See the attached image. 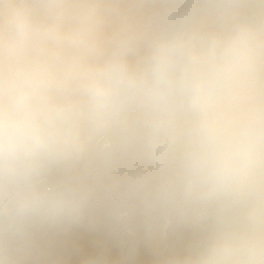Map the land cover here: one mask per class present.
I'll use <instances>...</instances> for the list:
<instances>
[{
	"label": "built area",
	"instance_id": "2783aa9c",
	"mask_svg": "<svg viewBox=\"0 0 264 264\" xmlns=\"http://www.w3.org/2000/svg\"><path fill=\"white\" fill-rule=\"evenodd\" d=\"M17 1L0 25V114L27 113L37 136L22 150L0 143V204L31 191L0 213V264H102L106 216L142 207L164 183L149 202L164 204L167 240L145 241L132 264H264V51L246 65L264 36L249 32L222 67L251 0H194L182 19L161 14L186 0ZM104 11L106 33L68 38L64 20L97 26ZM23 56L35 68L14 71ZM233 83L219 113L186 117L219 105ZM146 120L177 131L183 149L172 138L162 149ZM49 173L50 190L30 186Z\"/></svg>",
	"mask_w": 264,
	"mask_h": 264
},
{
	"label": "rangeland",
	"instance_id": "374dc122",
	"mask_svg": "<svg viewBox=\"0 0 264 264\" xmlns=\"http://www.w3.org/2000/svg\"><path fill=\"white\" fill-rule=\"evenodd\" d=\"M194 0H187L182 5H176L174 3H169L166 6H164L162 10L161 17L166 19H182L186 17L189 14V11L191 9V6L193 4ZM20 6V2L17 0L13 1H0V25L3 19V16L6 12L13 10L14 8H17ZM263 14L264 16V0H251V3L249 4V7L244 14L243 19L241 22L232 30L230 33L227 42H226V59L224 63L222 64V67L227 65H230L233 63L232 60L236 56V54L239 52V50L243 47V45L246 43V38L249 33V29L251 28V25L257 19L259 16ZM103 20L101 25L95 26L93 23L88 21H69L64 20L62 22V26L64 28H67L69 30V39H76L78 35L82 32L87 33L89 35H95L99 33H106L111 21V14L108 11H104L102 13ZM264 36V25H262L258 32L252 36V38H261ZM66 38V37H65ZM264 39V37H263ZM264 51V43L258 47L256 51H254L251 59L246 63V65L253 64L255 60L258 58L261 52ZM37 64V61L33 58H25L24 56L21 57L18 61H16L13 64L14 71L16 70H32L35 68ZM217 78H210L209 80L205 81L202 87V91L199 93V98L202 97V94L211 89L216 82ZM234 89V83L231 85V88L229 89V93L222 99L221 103L217 105L216 107L208 108V109H201L193 114H186V117H193L198 118L205 115H213L219 113L225 105V101L231 96V93ZM130 110H127L125 112H129ZM125 112H121L118 117H121L125 114ZM128 120H124L120 126L126 124ZM120 126L117 128V130L120 128ZM146 126V125H145ZM156 133H158L159 137H164L163 145L165 147L170 145V138L174 140V142L177 144V146L182 150L184 147L183 139L181 135L174 131L168 132L165 128H156L155 125L152 126ZM102 134L98 140H96L95 148L97 145V142H100L103 138ZM101 149V147H100ZM99 152L94 154V156H97ZM53 173H49L43 176H40L38 178L32 179L30 182V186L32 185H47L45 186L46 190L51 189V178ZM167 183L161 184L159 186H156L148 192L146 197L142 200L141 205L143 208L148 209H141L138 208V205L133 204H126L121 203V208L116 213L117 217L121 222H127L129 226L121 231H113V240L110 243V250L112 257L110 260L106 262V264H132L134 261V257L136 253L143 248L145 245V241L148 242L150 247L156 248L160 247L161 245H164L167 240V234L169 231V223L163 220L160 213L164 210V204L163 203H155L150 204L149 199L153 192L165 188ZM22 190V187L17 188L13 190L9 195H7L5 198H3L1 204H0V213L3 212L9 205V208L5 210L2 214V221H5L9 215L13 212L14 208L18 206L20 202L25 199L24 196L23 199H20L21 196L25 195L28 192H31L29 189L25 192H20ZM45 190V191H46ZM140 218L141 221H140ZM83 230H78L74 233V238L76 240L82 239ZM144 264H154V260L151 257H148Z\"/></svg>",
	"mask_w": 264,
	"mask_h": 264
},
{
	"label": "clouds",
	"instance_id": "9594fccd",
	"mask_svg": "<svg viewBox=\"0 0 264 264\" xmlns=\"http://www.w3.org/2000/svg\"><path fill=\"white\" fill-rule=\"evenodd\" d=\"M36 136L35 123L27 113L0 114V143L10 151L24 149Z\"/></svg>",
	"mask_w": 264,
	"mask_h": 264
},
{
	"label": "trees",
	"instance_id": "16d2710c",
	"mask_svg": "<svg viewBox=\"0 0 264 264\" xmlns=\"http://www.w3.org/2000/svg\"><path fill=\"white\" fill-rule=\"evenodd\" d=\"M249 4L245 8L244 14L246 13V11L248 9ZM244 14L242 16V19L244 17ZM241 20H240V22H241ZM226 55H227V53L225 52L223 61H225ZM149 203L151 204V202H149ZM141 209H144L145 210V209H148V208L141 207ZM105 225H106V240H105V245H104V257H103L102 264H106V262L108 260H110L111 257H112L111 250H110V243L113 240L112 239L113 238V231L121 232V231L125 230L129 226V224L127 222H121L119 220V218L117 217L116 213L115 214H110V215H107L106 216V218H105Z\"/></svg>",
	"mask_w": 264,
	"mask_h": 264
},
{
	"label": "bare ground",
	"instance_id": "6f19581e",
	"mask_svg": "<svg viewBox=\"0 0 264 264\" xmlns=\"http://www.w3.org/2000/svg\"><path fill=\"white\" fill-rule=\"evenodd\" d=\"M187 1V0H186ZM185 3V2H184ZM262 25H264V16H263V14L261 15V16H259L257 19H255V21L253 22V24L251 25V28H250V36H254L257 32H258V29L262 26ZM129 112H132V114L134 113V112H136V110H134V109H130V111ZM137 119H139V120H145L144 119V117H138ZM126 120H128V122L127 123H129L130 121H131V118L130 119H126ZM126 123V124H127ZM145 127L146 128H151L154 124L152 123V122H150V121H148V120H146L145 121ZM117 130V129H116ZM115 130V131H116ZM114 131V132H115ZM106 146H107V144H103L102 145V147H101V149L100 150H98V155L99 154H101V152L106 148ZM168 147V146H167ZM167 147H165L164 145H162V149H165V148H167ZM97 155V156H98ZM97 156H92V158L93 159H95ZM118 173L119 174H122V173H124V171H118ZM135 177H140L141 176V173H136L135 175H134Z\"/></svg>",
	"mask_w": 264,
	"mask_h": 264
}]
</instances>
